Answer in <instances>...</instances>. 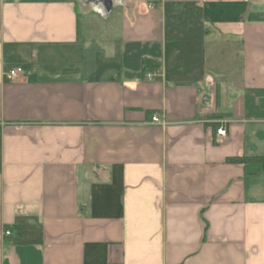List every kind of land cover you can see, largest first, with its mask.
<instances>
[{
	"label": "crops",
	"instance_id": "1",
	"mask_svg": "<svg viewBox=\"0 0 264 264\" xmlns=\"http://www.w3.org/2000/svg\"><path fill=\"white\" fill-rule=\"evenodd\" d=\"M262 157L264 0H0V264H264Z\"/></svg>",
	"mask_w": 264,
	"mask_h": 264
},
{
	"label": "built area",
	"instance_id": "2",
	"mask_svg": "<svg viewBox=\"0 0 264 264\" xmlns=\"http://www.w3.org/2000/svg\"><path fill=\"white\" fill-rule=\"evenodd\" d=\"M21 71H22V69H21L20 67L11 68V69H9V70L7 71L6 75H7L8 78L13 79V78H15V77L17 76V74H18L19 72H21ZM147 77H151V74L148 73V74H147ZM152 122H153V123H156V124H159V125H165V124H166L165 121L160 120L157 116H153V117H152ZM216 133H217L218 135H220V136H221V135H225V134H226V129H225V127H224V126H220V127H218V128L216 129ZM4 233H5V234H9L10 232H9V231H5Z\"/></svg>",
	"mask_w": 264,
	"mask_h": 264
},
{
	"label": "trees",
	"instance_id": "3",
	"mask_svg": "<svg viewBox=\"0 0 264 264\" xmlns=\"http://www.w3.org/2000/svg\"><path fill=\"white\" fill-rule=\"evenodd\" d=\"M243 160H244V158H241V157H235V158L228 159V161H231V162H240V161H243ZM258 160L264 161V157L258 158Z\"/></svg>",
	"mask_w": 264,
	"mask_h": 264
}]
</instances>
